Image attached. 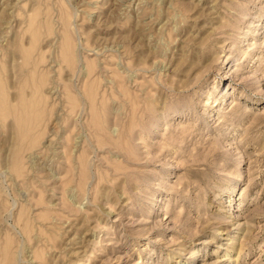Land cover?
I'll use <instances>...</instances> for the list:
<instances>
[{"label":"rangeland","instance_id":"1","mask_svg":"<svg viewBox=\"0 0 264 264\" xmlns=\"http://www.w3.org/2000/svg\"><path fill=\"white\" fill-rule=\"evenodd\" d=\"M0 264H264V0H0Z\"/></svg>","mask_w":264,"mask_h":264}]
</instances>
